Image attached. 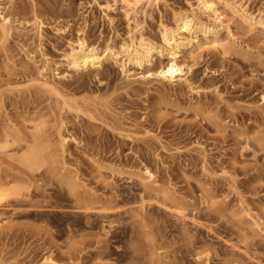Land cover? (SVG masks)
<instances>
[{"label":"rangeland","instance_id":"rangeland-1","mask_svg":"<svg viewBox=\"0 0 264 264\" xmlns=\"http://www.w3.org/2000/svg\"><path fill=\"white\" fill-rule=\"evenodd\" d=\"M208 1L0 0V264H264V0Z\"/></svg>","mask_w":264,"mask_h":264},{"label":"bare ground","instance_id":"bare-ground-1","mask_svg":"<svg viewBox=\"0 0 264 264\" xmlns=\"http://www.w3.org/2000/svg\"><path fill=\"white\" fill-rule=\"evenodd\" d=\"M202 6L209 11L217 12V9L208 0H200ZM237 12L249 21L260 27L264 28V12L261 15L256 16L250 13L243 6L237 9ZM177 28L165 27L163 39L165 44H169L170 48L168 53L173 57L171 61L168 62V65L161 66L155 74L165 80H173L176 76L183 73V67L175 61V58L181 56L188 48L195 46V42L201 41L205 37L216 38L219 34V30L207 23H201L196 21L193 17H190L188 14L180 13L176 18ZM187 31L188 36H182L181 32ZM180 36L179 38H177ZM80 48L74 50L67 55L68 64L73 66V68H88L93 65H99L102 62V59L105 58L98 54L96 47H89L85 42L79 43ZM159 53L163 54V50L160 49L157 44L152 41H140L138 45H134L127 49V54L130 61H135L137 63H149L154 54ZM148 174H151L148 172ZM3 195L0 193V199ZM50 264H55V262L50 260Z\"/></svg>","mask_w":264,"mask_h":264}]
</instances>
